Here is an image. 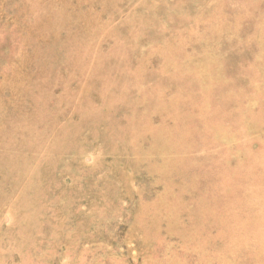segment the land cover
<instances>
[{
  "label": "rangeland",
  "instance_id": "obj_1",
  "mask_svg": "<svg viewBox=\"0 0 264 264\" xmlns=\"http://www.w3.org/2000/svg\"><path fill=\"white\" fill-rule=\"evenodd\" d=\"M0 264H264V0H0Z\"/></svg>",
  "mask_w": 264,
  "mask_h": 264
}]
</instances>
